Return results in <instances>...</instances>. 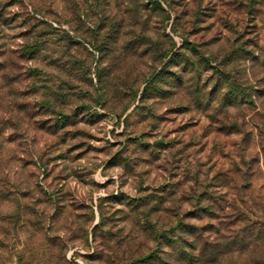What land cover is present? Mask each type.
<instances>
[{
  "label": "trees",
  "instance_id": "trees-1",
  "mask_svg": "<svg viewBox=\"0 0 264 264\" xmlns=\"http://www.w3.org/2000/svg\"><path fill=\"white\" fill-rule=\"evenodd\" d=\"M83 1V4L78 0L72 1L71 5L78 17L95 16L97 19L83 36L97 54L93 68L95 83L91 77L90 62L73 56L70 51L76 46H83L89 55L94 56V52L64 30L61 29L63 33L60 34V29L51 24L40 29L37 26L21 45L20 53L26 60L42 62L33 65L28 72L30 92L36 96L42 113L51 117L49 122L42 121L40 127L50 134H59L60 139H68L67 125L76 120L78 113L88 111L93 105L102 109L119 108L121 114L132 107L124 117L126 125L133 116L140 118V122L155 120L161 105L197 115L198 122L181 128V134L188 136L187 141L181 140V143L195 149L196 162L188 171V186L184 182H172L155 190L154 196L143 193L141 196H125L119 201L129 207V213L134 214L133 220L135 215L138 217L139 229L146 240L155 243V247L146 252L129 251L126 261L127 264H234L233 256L246 249L249 243H264V219H261L264 217V182H260L264 176V113L253 111L258 107V101H264V88L251 90L256 95L253 100L246 88L237 85V90L244 92L248 98L242 96L240 103L236 104L227 100L226 94V104L223 105L226 111L212 113L208 112L210 106L189 107L184 102L181 86L185 76L196 65L203 61L207 67H213L212 61L217 57L221 62L229 58L245 60L250 68L264 69L260 55L252 52L255 48L264 54L263 46L260 47L255 38H244L240 30L246 15L252 18L251 22L260 14V10L254 7L257 0H249L248 4L239 3L238 6L235 4L236 8L232 7L236 11L229 10L227 3L213 6L209 15L201 7L195 9L196 21L201 15L218 17L217 21H222L223 28L229 32L225 43L231 41L232 45H238L224 55H221L225 53L224 46L211 48V45L220 42V38L215 36L207 42L196 43L190 40L187 32L179 30L177 18L173 17L169 26L172 35L165 32L164 26L172 16L171 6L167 5L166 9L164 0ZM59 2L63 7L66 0ZM222 7L223 11H234L235 17H228V12L227 16L221 15ZM155 17L165 22L163 29L153 20ZM56 21L59 23V19ZM193 26H197V22ZM174 36L180 37V45ZM137 58L143 61L139 67L132 63ZM2 63L0 94L4 87L2 77L7 74V68ZM101 63H104L103 68L96 67ZM259 79L264 81V76ZM218 85V81L213 84V92L218 91ZM66 92L85 102L77 103L70 113L61 110L67 108L62 99ZM205 112L208 114L205 115ZM129 139L133 147L139 145L144 148L146 145L132 141L134 138ZM166 143L173 145V140ZM164 144L163 140H157L153 148H148ZM127 147L118 155L125 165L129 160V156L124 154ZM182 151L185 150H180L178 154L181 155ZM45 165L39 156L38 167L44 170ZM33 188L51 202L52 224L58 228L56 230L63 228L65 231L63 237L53 235L52 244L62 241L68 248L78 242L82 248H91V254L82 257L84 264L112 263L108 260V244L113 237L109 229L110 220L105 218L103 202L108 201L107 198H100L98 221L89 229L88 219H81L78 215L70 218L71 205L65 202L59 188L39 187L37 184ZM28 189L32 190L31 187ZM140 189L141 192L148 190L142 186ZM12 192L11 188H7L0 191V196L6 200ZM22 195L27 196L25 193ZM170 200L175 204L168 207ZM186 203L191 208L181 211ZM12 208L13 214L6 219L8 225L25 227L30 224L28 214L32 210L27 202L18 199ZM242 223L243 227L240 226ZM75 224L78 226L75 227ZM213 236L217 238L211 239ZM125 238L133 242L135 232Z\"/></svg>",
  "mask_w": 264,
  "mask_h": 264
},
{
  "label": "rangeland",
  "instance_id": "rangeland-1",
  "mask_svg": "<svg viewBox=\"0 0 264 264\" xmlns=\"http://www.w3.org/2000/svg\"><path fill=\"white\" fill-rule=\"evenodd\" d=\"M72 1L76 0H66L61 7L59 0H0V62L7 68V74L1 80L4 87L0 94V191L7 188L13 191L7 195L6 200L0 196V264H11L13 254L16 256V264H84L82 257L91 254L90 246L82 248L78 242L68 248L62 241L52 244V236L60 234L63 237L65 231L63 228L56 230L58 228L52 224V204L47 196L33 188L36 184L39 187L59 188L65 202L71 205L70 218L72 215L86 218L91 226L95 224L92 221H98L99 218L100 198H107L108 201H102L105 203V218L110 220L109 229L113 237L108 244V260L112 261L110 264H127L129 251L146 252L154 248L155 243L146 240L139 229L138 217L135 215L133 220L134 214L129 213V207L119 201L125 196H137L133 195L135 192L154 196L155 190L172 182H184L188 186V171L196 162L195 149L181 143V140L187 141L188 138L187 134H181V128L188 123L198 122L199 117L168 109L165 105L158 109L155 120L140 122V118L133 116L127 125L124 117L129 111L121 114L119 108L113 110L95 106L93 109L92 106L86 115L78 113L76 120L67 125L65 130H69L68 139L65 140L60 139L59 134H50L40 127L42 121L49 122L51 117L42 113L36 96L30 92L31 79L28 72L33 65H40L42 62L26 60L21 55L20 48L24 38L30 37L37 26L40 29L51 24L60 29L58 33L62 34L61 29L64 30V33L93 51L83 36L97 19L95 16L78 17L74 12L75 7L71 5ZM78 1L84 3L83 0ZM244 2L245 0H164L166 9L167 5L171 6L169 10L172 16L164 26V31L172 35L169 26L174 17L177 18L179 30L187 32L190 40L204 43L216 36V39L220 38V42L211 45V48H222L221 41L226 44L225 38L229 32L223 28L222 21H217L218 17L206 15L212 12L213 6L227 3V8L233 10L236 8L235 4L238 6ZM197 7H201L207 14L201 15L196 21L194 11ZM223 8L221 15L227 16L228 12V17H235L234 11L237 9L223 11ZM240 8L238 7L239 10ZM246 16V24L242 28L240 24L242 35L248 40L255 38L261 47L264 21L260 19V14L251 22L252 18ZM58 19L59 23L56 21ZM153 20L163 29L165 22L156 17ZM196 22L197 26H193ZM174 39L181 44L180 37L174 36ZM70 52L73 56L90 62L91 77L95 83L93 68L97 54L93 51L94 56L89 55L83 46H76ZM142 62L138 58L132 61L136 67L141 66ZM112 116L115 117L111 120L113 127L107 128V134H114L116 138L105 144V136L100 133L104 132ZM117 127L121 128L118 132ZM129 138L146 145L144 148L139 145L133 147ZM157 140H163L165 144L149 149V146L153 148ZM170 140H173V145L166 143ZM106 147L116 151L109 156L105 151ZM126 147L124 154L129 156L128 165L118 156ZM180 150L185 151L180 155ZM39 156L46 164L44 170L38 167ZM121 165L122 172H117L115 176L109 174ZM97 174L107 178L101 182L95 179ZM260 182H264V176ZM140 186L148 190L141 192ZM184 188L187 190V187ZM24 193L27 196H23ZM18 199L27 202L32 210L28 214L30 224L25 227L7 224V216L13 214L12 206ZM173 204L175 203L170 200L167 206ZM188 208L191 206L186 203L180 210ZM134 232L136 239L129 242L125 237Z\"/></svg>",
  "mask_w": 264,
  "mask_h": 264
},
{
  "label": "clouds",
  "instance_id": "clouds-1",
  "mask_svg": "<svg viewBox=\"0 0 264 264\" xmlns=\"http://www.w3.org/2000/svg\"><path fill=\"white\" fill-rule=\"evenodd\" d=\"M249 0H245V4H248ZM254 7L260 10V19L264 21V0H257L254 4ZM247 22V18L245 17L241 21V28L243 24ZM255 36V33H253ZM261 46H264V40L260 41ZM177 44H179V40H177ZM221 44L225 48V53L230 48H238V45H232L231 41L229 44ZM220 45H217L219 47ZM252 52L260 55V60L264 62V54H260L257 52V49L253 48ZM194 59V58H193ZM213 67H207L206 64L202 61L200 64L196 65V67L185 76L184 84L181 86V94L185 97L184 102L189 107H195L200 105L201 108L206 106L208 107V112L216 113L217 110L226 111L223 105L226 104L225 96L227 94V100H231L233 103L239 104L241 101V97L244 96L245 99L248 96L244 92H240L237 90V85L240 87H244L248 90V95L251 96L253 100L256 99V95L254 91H251L256 88H264V81H260V77L264 76V69L259 67H249V64L245 60H237L233 58H229V60H224L221 62L220 58L217 57L212 61ZM96 67L103 68L104 63L97 65ZM237 69L239 71H237ZM217 81L219 82L218 91L213 92V84H216ZM65 103L67 104V108H61V110H66L69 113L74 108L77 103H82L85 101L77 100L75 96L71 92H66L64 97ZM59 101L56 102L58 104ZM54 104L53 106H56ZM258 107L253 109V111H259L264 113V101L257 102ZM93 109H95V105H93ZM131 111V108L128 109ZM86 112H81L80 115H86ZM208 112L204 114L207 115ZM126 114V113H125ZM115 117L112 116L107 123V127L105 128L101 135L105 136L104 143L107 144L108 141L116 138L114 134L108 135L107 128L113 127L111 120H114ZM121 128L117 127L116 131H120ZM107 155L111 156L116 149L111 147H106L105 149ZM123 171V165L119 168L115 169L112 172H109L110 175L115 176L117 172ZM106 176H100L97 174L95 179L103 182L106 179ZM133 195H141L139 192L133 193ZM147 195V193H144ZM154 202V201H153ZM150 206V205H149ZM261 219H264L262 217ZM97 221H92V223H96ZM249 223L251 221H248ZM241 227L244 224H240ZM91 227V225H88ZM217 237L213 236L211 239H216ZM22 247V246H21ZM166 251H170V249H166ZM27 259V256L25 257ZM234 264H264V243L256 242V243H249L247 248L244 249L242 252L238 251L236 255L233 256ZM11 264H16V256L15 254L11 257Z\"/></svg>",
  "mask_w": 264,
  "mask_h": 264
}]
</instances>
